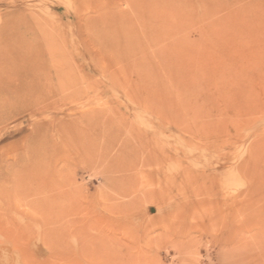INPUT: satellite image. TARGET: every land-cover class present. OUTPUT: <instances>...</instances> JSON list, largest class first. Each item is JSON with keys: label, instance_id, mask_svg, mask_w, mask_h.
Instances as JSON below:
<instances>
[{"label": "rangeland", "instance_id": "obj_1", "mask_svg": "<svg viewBox=\"0 0 264 264\" xmlns=\"http://www.w3.org/2000/svg\"><path fill=\"white\" fill-rule=\"evenodd\" d=\"M263 18L0 0V77L33 80L0 96V264H264Z\"/></svg>", "mask_w": 264, "mask_h": 264}, {"label": "bare ground", "instance_id": "obj_2", "mask_svg": "<svg viewBox=\"0 0 264 264\" xmlns=\"http://www.w3.org/2000/svg\"><path fill=\"white\" fill-rule=\"evenodd\" d=\"M260 42H261V46H260V69H259V75H258V78H259V90L261 92V98H262V104H261V113L264 117V18H263V21H262V26H261V33H260ZM29 53V52H27ZM31 56V54H30ZM23 57V56H22ZM29 58V57H28ZM20 59V58H19ZM19 66V65H18ZM18 66H15L14 68H10V72H8L9 74H12V77L10 76H7L9 77V79H17V81H14L11 80L10 82H5L4 81V78L2 79L0 77V96L2 95V97H4L3 95L5 96H9L11 95L12 96V99L15 101V102H19L22 100L23 98V93L26 92L27 94V91L31 90L33 88L32 86V79L29 78L28 80V76H29V69L30 68H25L23 67V69H20V66L18 68ZM54 69V68H53ZM31 77V76H30ZM28 91V92H29ZM160 94V93H159ZM10 97V96H9ZM26 97V96H25ZM28 97V96H27ZM9 100L8 97H6ZM27 99V98H26ZM4 100V99H3ZM2 102V101H1ZM24 102V101H23ZM22 102V103H23ZM3 103V102H2ZM7 103V102H6ZM25 104V103H23ZM14 105H17V104H14ZM13 105V106H14ZM25 106V105H24ZM8 107V106H7ZM20 107V106H19ZM4 110V109H3ZM7 110V109H6ZM2 112V111H1ZM11 112V111H10ZM15 115V114H14ZM4 116L0 115V120H3ZM51 124V123H50ZM261 140L263 142V146H264V127H263V130H261ZM152 147V146H151ZM149 152V151H148ZM164 153V152H163ZM164 155V154H163ZM150 161V160H149ZM154 162V161H152Z\"/></svg>", "mask_w": 264, "mask_h": 264}]
</instances>
